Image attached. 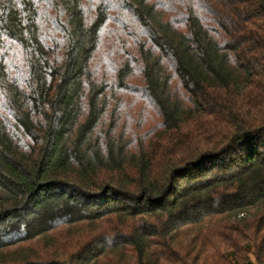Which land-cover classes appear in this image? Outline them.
Segmentation results:
<instances>
[{
	"label": "trees",
	"instance_id": "1",
	"mask_svg": "<svg viewBox=\"0 0 264 264\" xmlns=\"http://www.w3.org/2000/svg\"><path fill=\"white\" fill-rule=\"evenodd\" d=\"M250 254L264 0H0V264Z\"/></svg>",
	"mask_w": 264,
	"mask_h": 264
},
{
	"label": "rangeland",
	"instance_id": "2",
	"mask_svg": "<svg viewBox=\"0 0 264 264\" xmlns=\"http://www.w3.org/2000/svg\"><path fill=\"white\" fill-rule=\"evenodd\" d=\"M227 255H228V258H230L232 261H234V258L232 256V253H227ZM249 258H250V262L248 264H255V262H254V256L252 254H250Z\"/></svg>",
	"mask_w": 264,
	"mask_h": 264
}]
</instances>
